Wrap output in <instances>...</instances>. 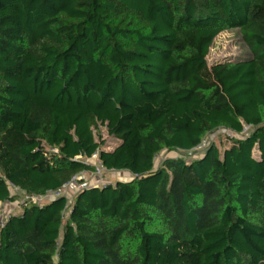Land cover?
Returning a JSON list of instances; mask_svg holds the SVG:
<instances>
[{"label": "trees", "instance_id": "obj_1", "mask_svg": "<svg viewBox=\"0 0 264 264\" xmlns=\"http://www.w3.org/2000/svg\"><path fill=\"white\" fill-rule=\"evenodd\" d=\"M95 156L134 177L24 203L0 264H264V0H0V202Z\"/></svg>", "mask_w": 264, "mask_h": 264}, {"label": "rangeland", "instance_id": "obj_2", "mask_svg": "<svg viewBox=\"0 0 264 264\" xmlns=\"http://www.w3.org/2000/svg\"><path fill=\"white\" fill-rule=\"evenodd\" d=\"M248 53L247 48L245 47V45L241 42L240 36L236 31H225L223 33H221L213 47L210 50V53L208 55V63L209 65H212L216 62H220V61H224L226 59H230V58H234L237 56H245ZM247 133H249V129H247L246 131ZM102 135H103V139L107 140V144L108 148H113L115 146V143L112 142V139L109 138L108 133H107V129L105 127L102 128ZM226 132L221 133V135H218L217 133H215L214 135L211 136V139L213 142H216L217 144H223L224 147L228 146L229 143L226 140ZM105 148V147H104ZM105 148V149H106ZM254 155L256 157H258L257 151H254ZM167 156L166 152L161 153L156 160V166H158L161 161ZM189 158H193L192 156H188ZM90 163L96 165L98 164V159L97 156L93 157L92 159L89 160ZM131 175L129 173H117V172H107L105 174H103V185L104 184H114L117 180H129L131 179ZM88 179H90V181L95 182V178L91 175L88 176ZM75 186V191L74 194H76L78 192V186L77 184H74ZM17 193H19V191H15ZM66 193L67 189L63 190L62 193ZM76 192V193H75ZM68 195H70L71 193L68 191ZM57 194H49L47 197L41 199V200H34L33 198H28L26 196H22L20 202H15V203H5V204H1L0 203V224L6 220L11 214H18L22 211V205L28 201H32L33 203H38V204H45L47 201L55 198ZM73 198V197H71ZM71 198L69 200H71Z\"/></svg>", "mask_w": 264, "mask_h": 264}, {"label": "built area", "instance_id": "obj_3", "mask_svg": "<svg viewBox=\"0 0 264 264\" xmlns=\"http://www.w3.org/2000/svg\"><path fill=\"white\" fill-rule=\"evenodd\" d=\"M212 135H214V134L207 135L198 146L193 148L188 153L189 156L198 157L201 154H203L205 152V150L208 148V146L213 142L212 139H211ZM108 149H110V148H108ZM95 166H96V170H95L94 173H91V174L82 173V174H80L78 176H75L72 179V182L70 184H77L78 191L84 190V189H89V188H91L93 186H101V185H103V174L107 173L108 171H106L104 169V167L102 166V164L99 161H98V164H96ZM91 175L96 179L95 182H92V181H90V179H88V176H91ZM131 177L133 178L134 176L131 175ZM70 184L66 185L64 187V189H66ZM60 192H62V191H60ZM60 192H50L49 194H53V195L57 194L55 197H58V196L61 195ZM49 194H47V195H45L43 197L34 196V197H31V198H33L34 200H41V199L47 197ZM28 198H30V197H28ZM4 222H5V220L2 222V225H3Z\"/></svg>", "mask_w": 264, "mask_h": 264}, {"label": "crops", "instance_id": "obj_4", "mask_svg": "<svg viewBox=\"0 0 264 264\" xmlns=\"http://www.w3.org/2000/svg\"><path fill=\"white\" fill-rule=\"evenodd\" d=\"M113 148H111V149H108V150H112ZM113 173V172H112ZM117 173H120V174H123V173H126V172H117ZM89 174H91V173H89ZM67 192L65 193H62L63 195H65L67 198H71V197H74L75 196V194H74V191H75V186H74V184H70L67 188ZM63 190H65V189H63ZM62 190V191H63ZM68 191L71 193L70 195H72V196H69L68 194ZM76 193V192H75ZM72 199V198H71ZM1 203V202H0ZM2 204V203H1Z\"/></svg>", "mask_w": 264, "mask_h": 264}]
</instances>
